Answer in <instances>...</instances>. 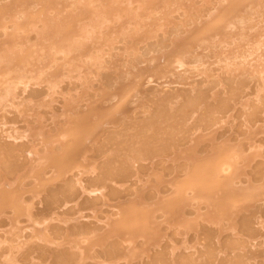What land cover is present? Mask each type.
<instances>
[{"label":"bare ground","instance_id":"obj_1","mask_svg":"<svg viewBox=\"0 0 264 264\" xmlns=\"http://www.w3.org/2000/svg\"><path fill=\"white\" fill-rule=\"evenodd\" d=\"M6 210L0 264H264V0H0Z\"/></svg>","mask_w":264,"mask_h":264},{"label":"rangeland","instance_id":"obj_2","mask_svg":"<svg viewBox=\"0 0 264 264\" xmlns=\"http://www.w3.org/2000/svg\"><path fill=\"white\" fill-rule=\"evenodd\" d=\"M11 115H12V114H11ZM9 119H11V117H10ZM5 214H6V215H5ZM9 214H10L9 210H6V211L0 216V237H3L4 234H9V235L11 234V232H8V230H7V229H8V226H7V225H8V224H7V223H8V218H9V216H10ZM4 215H5V216H4ZM7 215H8V216H7ZM85 216H88V215H85ZM85 216H84V218L86 219L87 217H85ZM100 216H101V214H99V212H98V217H99L98 219H99V220H100L101 217H103V216H101V217H100ZM4 217H5V218H4ZM3 218H4V219H3ZM79 218H83V217L81 216V217H79ZM6 219H7V220H6ZM64 219H67V221H68V220H69V221H71V220L73 221L74 218H72L71 220H70V218H69V219H68V218H64ZM85 219H82V220L85 221ZM88 219H90V218H88ZM60 220H61V222H63V221L65 222V220H63V221H62V219H60ZM60 220H59V221H60ZM75 220H76V219H75ZM94 220H95V221H94ZM101 220H102V219H101ZM101 220H100V221H101ZM17 221H18L19 224H21V223L23 224V219L18 218ZM59 221H58V223H59ZM76 221H79V219L76 220ZM91 221H92V222H91ZM97 221H98V220H97L96 218H93V220H92V219L90 220L91 223L89 222V220L87 221V219H86L85 222H86V223L88 222L89 224L92 225V224H94L95 222H96V223H99V221H98V222H97ZM55 222H56V221H55ZM96 223H95V224H96ZM5 225H6L7 227H6ZM4 227H5V228H4ZM57 227H58V228H57ZM57 227H52L51 229H54V228L56 229V228H57L56 230H58V229L60 228L61 231L58 230V231H59V234L62 233L63 230H64V231H63V234H64L65 232H67V231H65V229H64L62 226H61V227H60V226H57ZM2 228H3V229H2ZM62 228H63V229H62ZM2 231H3V232H2ZM25 231H26V232H25ZM7 232H8V233H7ZM51 232H52V237L57 235V234H55V230H52ZM24 233H25V234H24V236H25L24 238H25V243H26L25 245H27V244H28V245H27V248H26V246H24V251H26V253H25L24 251H22V252L19 253L18 256H17V263L20 261V262H19L20 264H21V263H22V264H25L26 261H27V259H29V257H30V259H29L30 261L28 260V261H27L28 263H26V264H31V262L33 263V261H31V260H33V259L35 260L36 258H38V257L40 258V257H42V256H43V257L40 258V259H42L44 262L52 261V259H53L52 257H53L54 254H55L54 252H57V250H58V251H59V250H63V249L66 250V249H67L66 247L70 245V244H68V243H69L68 241H67L68 243L64 242V243H66V244H68V245H67V246H64V245H66V244L62 243V244H63V247H65V248H62V246H61L62 244H54V241L52 242L51 240H50L51 243H50V241H49V245L52 244V243H53V245L49 246V245H48V242L46 243V240H45V242H44V244H45V245H44V244H42L43 241L39 242L38 239H37V241H36V240L34 241V239H36V237H35V238H34V237L32 238V239H33V240H32L33 242H32V241L29 240V238L31 239V237H30V235H29V233H28V230L25 229V230H24ZM56 233H58V232L56 231ZM59 234H58V235H59ZM27 235H28L29 237H28ZM262 235H264V234H262ZM57 237H58V236H57ZM27 238H28V239H27ZM53 238H54V237H53ZM47 241H48V240H47ZM31 242H32V243H31ZM36 243H37V244H36ZM31 244H32V245H33V244H36V245H35V247H34V245L31 246ZM56 245H57V246H56ZM59 245H60V246H59ZM28 246H31V247L29 248ZM38 246H39V247H38ZM46 246H47V248H46ZM53 246H54V247L56 246L55 249H56V248H59V249L54 250V249H53ZM58 246H59V247H58ZM32 247H33V248H32ZM51 247H52V248H51ZM28 248H29V249H32V250H33L34 248H35V249H34L33 251H29ZM36 248H37V249H36ZM44 248H45V249H44ZM48 248H49L50 250H49ZM26 249H27V250H26ZM69 249H70V246H69ZM69 249H67V251H70V250H71V249H70V250H69ZM38 250H39V251H38ZM42 250H43V251H42ZM46 250H47V251H46ZM51 250H53V251H52V254H51V252H50ZM65 250H64V251H65ZM27 251H28L29 253H28ZM34 251H35V254L33 253ZM45 251H46V252H45ZM31 252H32V253H31ZM40 252H41L42 254H40ZM48 252H49L50 254H49ZM23 253H25V254H23ZM30 253L32 254L31 256H30ZM37 253H38V255H37ZM28 255H29V256H28ZM35 255H37L38 257L36 256V258H35ZM39 255H40V256H39ZM45 255H46V256H45ZM48 255H49V256L51 255L50 258H49ZM22 256H23V257H22ZM26 256H28V257L26 258ZM32 256H34V257H32ZM44 256H45V257H44ZM47 256H48V259H49V260L46 258ZM18 258H19V259H18ZM31 258H32V259H31ZM39 258H38V259H39ZM40 259H39V260H40ZM46 259H47L48 261H45ZM259 259H260V257L258 258V260H259ZM261 259H262V258H261ZM18 260H19V261H18ZM22 261H23V262H22Z\"/></svg>","mask_w":264,"mask_h":264}]
</instances>
